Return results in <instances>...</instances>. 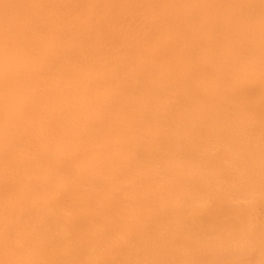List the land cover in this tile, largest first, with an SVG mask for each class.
Here are the masks:
<instances>
[{
  "label": "bare ground",
  "instance_id": "6f19581e",
  "mask_svg": "<svg viewBox=\"0 0 264 264\" xmlns=\"http://www.w3.org/2000/svg\"><path fill=\"white\" fill-rule=\"evenodd\" d=\"M264 264L261 0H0V264Z\"/></svg>",
  "mask_w": 264,
  "mask_h": 264
},
{
  "label": "snow or ice",
  "instance_id": "6c2138e0",
  "mask_svg": "<svg viewBox=\"0 0 264 264\" xmlns=\"http://www.w3.org/2000/svg\"><path fill=\"white\" fill-rule=\"evenodd\" d=\"M261 4L264 6V0H261ZM9 264H11V262H9Z\"/></svg>",
  "mask_w": 264,
  "mask_h": 264
}]
</instances>
